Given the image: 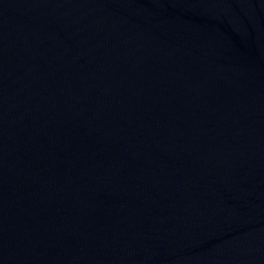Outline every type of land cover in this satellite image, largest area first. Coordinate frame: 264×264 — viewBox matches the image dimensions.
Here are the masks:
<instances>
[{"label": "water", "instance_id": "95a60500", "mask_svg": "<svg viewBox=\"0 0 264 264\" xmlns=\"http://www.w3.org/2000/svg\"><path fill=\"white\" fill-rule=\"evenodd\" d=\"M0 264H264V0H0Z\"/></svg>", "mask_w": 264, "mask_h": 264}]
</instances>
